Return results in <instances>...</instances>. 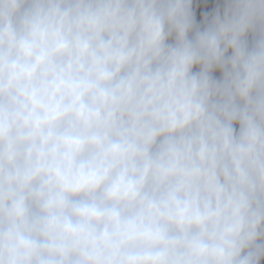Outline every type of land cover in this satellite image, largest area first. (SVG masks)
I'll list each match as a JSON object with an SVG mask.
<instances>
[{
	"label": "clouds",
	"instance_id": "clouds-1",
	"mask_svg": "<svg viewBox=\"0 0 264 264\" xmlns=\"http://www.w3.org/2000/svg\"><path fill=\"white\" fill-rule=\"evenodd\" d=\"M0 264H264V0H0Z\"/></svg>",
	"mask_w": 264,
	"mask_h": 264
},
{
	"label": "rangeland",
	"instance_id": "rangeland-1",
	"mask_svg": "<svg viewBox=\"0 0 264 264\" xmlns=\"http://www.w3.org/2000/svg\"><path fill=\"white\" fill-rule=\"evenodd\" d=\"M216 2V0H208V4L211 6L212 4H214ZM201 12L202 9H197V22H199L200 18H201ZM216 76H219V73H216Z\"/></svg>",
	"mask_w": 264,
	"mask_h": 264
}]
</instances>
